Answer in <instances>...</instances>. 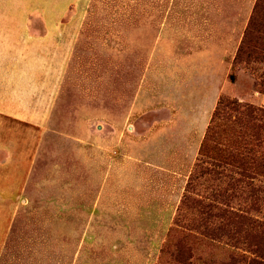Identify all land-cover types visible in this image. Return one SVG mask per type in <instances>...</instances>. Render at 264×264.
Instances as JSON below:
<instances>
[{
  "label": "rangeland",
  "instance_id": "374dc122",
  "mask_svg": "<svg viewBox=\"0 0 264 264\" xmlns=\"http://www.w3.org/2000/svg\"><path fill=\"white\" fill-rule=\"evenodd\" d=\"M257 4L0 0V264H264Z\"/></svg>",
  "mask_w": 264,
  "mask_h": 264
},
{
  "label": "trees",
  "instance_id": "16d2710c",
  "mask_svg": "<svg viewBox=\"0 0 264 264\" xmlns=\"http://www.w3.org/2000/svg\"><path fill=\"white\" fill-rule=\"evenodd\" d=\"M262 6H264V0H258V4L256 5V8L258 7V8H261ZM257 12V10H255V13ZM254 19L252 18V21H253ZM246 42H247V39L245 40ZM242 50H243V44L238 48V51H237V54H236V62H237V60H238V58L240 57V55H241V53H242ZM229 79H230V81H233L234 80V76L231 74L230 76H229ZM226 100L225 99H220L219 100V102H218V104H217V106H216V108H215V110H214V113H213V120H216V119H218V116H219V113H221V111L226 107ZM235 103L234 102H232V103H230L229 102V105L231 106V105H234ZM212 120V121H213ZM213 124V123H212ZM213 132V126L211 127H209L208 128V132H207V138H209L210 136H211V133ZM207 138H204V141L202 142V149H204V147L206 148V146H207ZM206 139V140H205ZM205 150H202V152H201V154L202 155H204L203 153H205L204 152Z\"/></svg>",
  "mask_w": 264,
  "mask_h": 264
},
{
  "label": "crops",
  "instance_id": "0c3cea01",
  "mask_svg": "<svg viewBox=\"0 0 264 264\" xmlns=\"http://www.w3.org/2000/svg\"><path fill=\"white\" fill-rule=\"evenodd\" d=\"M0 113L4 114V115H8V116H12V113L7 110V109H4V110H0ZM13 117V116H12ZM45 117V115L43 114V118ZM22 119V118H21ZM27 121V120H26ZM38 124V123H37Z\"/></svg>",
  "mask_w": 264,
  "mask_h": 264
}]
</instances>
